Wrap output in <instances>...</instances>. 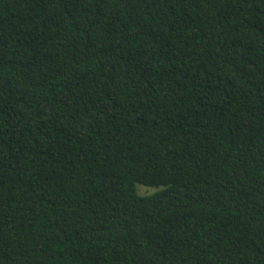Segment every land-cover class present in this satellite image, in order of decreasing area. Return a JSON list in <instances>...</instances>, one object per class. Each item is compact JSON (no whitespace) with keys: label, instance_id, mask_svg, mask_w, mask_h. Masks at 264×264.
<instances>
[{"label":"trees","instance_id":"16d2710c","mask_svg":"<svg viewBox=\"0 0 264 264\" xmlns=\"http://www.w3.org/2000/svg\"><path fill=\"white\" fill-rule=\"evenodd\" d=\"M0 264H264V0H0Z\"/></svg>","mask_w":264,"mask_h":264},{"label":"rangeland","instance_id":"374dc122","mask_svg":"<svg viewBox=\"0 0 264 264\" xmlns=\"http://www.w3.org/2000/svg\"><path fill=\"white\" fill-rule=\"evenodd\" d=\"M136 188H137L138 193H140V194L150 193L153 190H155L154 187L146 186V185H142V184H137Z\"/></svg>","mask_w":264,"mask_h":264}]
</instances>
